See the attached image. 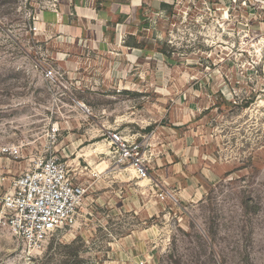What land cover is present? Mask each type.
I'll use <instances>...</instances> for the list:
<instances>
[{"label": "rangeland", "instance_id": "obj_1", "mask_svg": "<svg viewBox=\"0 0 264 264\" xmlns=\"http://www.w3.org/2000/svg\"><path fill=\"white\" fill-rule=\"evenodd\" d=\"M59 1L0 0V199L52 125L51 155L87 192L40 251L0 219V264H264V0L145 7L139 42L106 51L41 28ZM112 130L140 145L146 178L110 153Z\"/></svg>", "mask_w": 264, "mask_h": 264}, {"label": "built area", "instance_id": "obj_2", "mask_svg": "<svg viewBox=\"0 0 264 264\" xmlns=\"http://www.w3.org/2000/svg\"><path fill=\"white\" fill-rule=\"evenodd\" d=\"M46 79L55 78L53 68L43 70ZM59 129L52 125L46 132L45 155L33 157L20 175L10 180V190L0 199L3 226L29 251H40L57 232L75 226L87 188L78 182L69 166L51 155ZM109 151L121 165L128 164L140 178L148 170L139 156L140 145L116 130L106 133ZM2 153L20 157L18 146H6Z\"/></svg>", "mask_w": 264, "mask_h": 264}, {"label": "crops", "instance_id": "obj_3", "mask_svg": "<svg viewBox=\"0 0 264 264\" xmlns=\"http://www.w3.org/2000/svg\"><path fill=\"white\" fill-rule=\"evenodd\" d=\"M170 1L173 0H62L55 10L44 11L39 17L41 28H47V33L106 51L111 42L118 45L136 37L145 7L157 10ZM120 47L135 50L126 45Z\"/></svg>", "mask_w": 264, "mask_h": 264}, {"label": "bare ground", "instance_id": "obj_4", "mask_svg": "<svg viewBox=\"0 0 264 264\" xmlns=\"http://www.w3.org/2000/svg\"><path fill=\"white\" fill-rule=\"evenodd\" d=\"M103 154H107L106 146L101 142H98L94 144L93 147L91 146L86 150V154L84 155V157L85 160L89 163V165L94 166L93 158H96L98 157V155H103Z\"/></svg>", "mask_w": 264, "mask_h": 264}, {"label": "trees", "instance_id": "obj_5", "mask_svg": "<svg viewBox=\"0 0 264 264\" xmlns=\"http://www.w3.org/2000/svg\"><path fill=\"white\" fill-rule=\"evenodd\" d=\"M162 7H167L166 5H162ZM129 47H138V45L136 43L132 44V46Z\"/></svg>", "mask_w": 264, "mask_h": 264}]
</instances>
